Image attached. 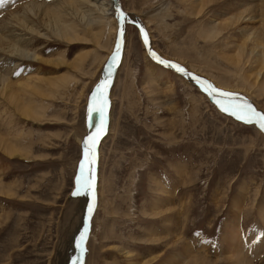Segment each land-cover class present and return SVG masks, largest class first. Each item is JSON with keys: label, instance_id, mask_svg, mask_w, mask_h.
I'll list each match as a JSON object with an SVG mask.
<instances>
[{"label": "rangeland", "instance_id": "rangeland-1", "mask_svg": "<svg viewBox=\"0 0 264 264\" xmlns=\"http://www.w3.org/2000/svg\"><path fill=\"white\" fill-rule=\"evenodd\" d=\"M117 1L126 18L123 47L106 79L97 197L82 264H185V248L192 252L186 264H232L226 256L238 254L234 264H264V132L221 111L165 66L156 67L162 73L155 78L143 38L162 61L189 67L218 91L240 92L237 100L261 114L263 97L252 98L234 65L207 44L183 39L180 0ZM69 16L84 25L76 14ZM40 30L49 34L41 23ZM111 30L107 22L97 43L89 35L87 46L53 37L44 62L33 65L57 81L65 72L78 79L64 89L42 82L44 112L27 118L33 141H21L30 146L27 155L8 160L0 151V264H62L67 255L76 208L82 204L81 218L90 202L91 193L73 194L85 165L79 140L89 136V100L116 51L119 31ZM37 40L48 43L43 36ZM62 52L63 65L45 63ZM174 254L180 258H169Z\"/></svg>", "mask_w": 264, "mask_h": 264}, {"label": "bare ground", "instance_id": "bare-ground-1", "mask_svg": "<svg viewBox=\"0 0 264 264\" xmlns=\"http://www.w3.org/2000/svg\"><path fill=\"white\" fill-rule=\"evenodd\" d=\"M116 1L6 0L0 6V151L1 154H6L9 157L8 160L13 158L22 159L25 154L27 155V148L30 146H25L21 141H33L27 127V118L31 120V116H40L44 112L45 105L39 100V97L44 96L47 90L43 88L42 82L46 81L49 85L54 84L60 86L58 89H64L70 80L75 81L78 79L73 73L65 72L63 76L59 77L61 79L59 82L57 78H52V73L33 67V65H40L44 62L43 53L51 50V43L54 42L52 41L53 37L63 38L68 45H73L75 44L74 41H79L80 44L87 46L90 43L89 35H92L97 43L107 22L112 27V33L117 34V30L119 31L117 44L122 42V49L123 41L120 33L121 29L122 31L124 29L126 18L118 1ZM180 2L184 7L185 22L187 23L183 30V39L188 42L207 44L216 56L234 65L236 75L240 76L244 82L245 90L252 98L253 96H261L264 99V0H180ZM65 4L71 7V9L66 7L70 13L64 11ZM217 8L218 12L213 13ZM120 13H123V18L120 17ZM71 14H76L81 18L84 25L80 26L71 20L69 16ZM226 16L228 17L225 18ZM40 23L46 25L49 29L48 35L46 33L42 34ZM141 30L143 28L140 26ZM38 35L47 39V45L44 46L42 42L40 43L37 40ZM143 40L147 53L151 55V59L155 60V62L149 61L150 71L155 78H159L158 74L162 71L161 68L160 71H157L156 67L162 65L159 62L161 59L149 48L148 39L147 43H145V38ZM228 52L229 54H227ZM65 57V52L55 53L53 59L45 61V63L48 62L55 66L63 65ZM79 60L81 61L82 57ZM165 65H167L165 67L183 77V80L179 79L184 85L197 86L202 91V95L205 93L210 98L209 100L215 102L218 108L221 109L218 101L223 102L224 98L214 92L205 90L208 85L215 89L212 83H206L197 77L196 73L190 72L189 67L184 69L180 66L178 68L182 71H178L177 66L171 65V63ZM67 67L70 68L71 65L68 64ZM77 67L76 64L75 70ZM114 69L112 68L111 73ZM107 73H105V78L101 82L107 79ZM169 75L173 74L168 72L167 76ZM165 84H167V90L170 91L173 86L171 80H167V83L164 82ZM238 93L240 92L235 95L232 93L233 102L243 105L245 102L237 100V98H243ZM90 102L91 100H89ZM252 107L255 109L254 106ZM194 110L195 107L189 104V111L193 112ZM261 112L264 113V104ZM93 119L92 114V133L101 123V118L100 120L96 119V121H93ZM240 122L245 123L242 120ZM252 124L260 129L258 125ZM44 125L42 124L41 127H44ZM82 141L79 140V142L84 143ZM103 141L100 137L96 144V148L98 146L99 148L95 150L97 159L95 158V164L92 167L95 190L91 192L90 199L92 195H95L93 204L95 197H97L98 185L96 172L98 169L96 170V166L100 162L99 152ZM84 163L87 168L88 164L85 162V158ZM1 170L4 169L0 166ZM2 177L0 175V186L3 181ZM10 190L9 187L5 194H9ZM82 210L83 207L80 204L76 208L78 217L74 220V226L70 229L73 236L68 234L67 239H65V242L70 239L68 245L70 247L67 249L68 252L62 264H82V261H85L86 252L83 257L79 251L80 246H78L81 235L84 234L85 239L82 247L85 250V242L88 237V230L85 233L86 214L80 218ZM228 246L230 248L231 245ZM184 251L192 255L188 248H185ZM230 252L236 254L237 251H231L230 248ZM124 254L125 258H129V252ZM189 255L181 256L185 264L187 263L185 261L189 259ZM238 255H227L226 258L231 256L232 264H234V260L237 259ZM169 258L177 260L180 258V254H174ZM237 264H243L242 260L238 261Z\"/></svg>", "mask_w": 264, "mask_h": 264}, {"label": "snow or ice", "instance_id": "snow-or-ice-1", "mask_svg": "<svg viewBox=\"0 0 264 264\" xmlns=\"http://www.w3.org/2000/svg\"><path fill=\"white\" fill-rule=\"evenodd\" d=\"M6 0H0V6L5 3ZM120 17L123 18V13H120ZM143 32V30H141ZM121 37L123 36V31L121 29L120 33ZM145 43H147V37L145 35ZM121 43L118 42L115 54L112 56V64L108 67V77H111V70L112 67L115 66L119 55H120ZM154 55V54H153ZM161 63L167 64L165 61H159ZM171 66V65H168ZM178 71H182L177 67ZM108 87V81H102L99 85H97L96 90L91 96V103L89 106V115L91 116L93 113H99L101 116V123L97 126L94 133H91L84 142V155H85V162L88 164V174L85 175V165L81 164L80 175L77 178V188L76 191L73 193L74 195L80 194H88L93 192L94 185H93V177H92V168L91 165L95 163V148L98 140L105 132L104 126V116L105 111L107 108V98H106V91ZM206 91L214 92L216 95L223 97V102H219L218 104L221 108V111L229 113L230 115L235 116L237 119L244 121L245 123H254L258 125L261 131H264V114L257 112L250 104L246 102L243 105L236 104L233 102V96L230 93L225 92H218L215 89L211 88V85L205 89ZM92 209L89 208V214L91 215ZM87 232V228L85 229V233ZM85 239V235L82 234L80 238V243L78 246L81 247V253H83V241Z\"/></svg>", "mask_w": 264, "mask_h": 264}, {"label": "water", "instance_id": "water-1", "mask_svg": "<svg viewBox=\"0 0 264 264\" xmlns=\"http://www.w3.org/2000/svg\"><path fill=\"white\" fill-rule=\"evenodd\" d=\"M117 2V1H116ZM117 41H118V38H117ZM160 61H162V60H160ZM162 65H164V66H167V65H165V63H161ZM93 93H94V91H93ZM91 103V102H90ZM89 106H90V104H89ZM88 109H89V107H88ZM92 116V115H91ZM91 116L89 115V111L87 110V127H88V132H89V135L92 133V129H91ZM95 150H96V148H95ZM95 164V163H94ZM88 167L89 166H87V168H85V175H87L88 174ZM93 167V165H91V168ZM93 185H94V190H95V184L93 183ZM95 196V195H94ZM94 196L92 195V197H91V199H90V202H89V204H88V206H87V211H86V225H85V229L87 228V230H88V227H89V221H90V219H91V215L89 214V208H91L92 209V212H93V209H94V204H95V202H94V204H93V201H94ZM91 212V213H92ZM79 251H80V254L83 256L84 255V251H83V253H81V247H80V249H79Z\"/></svg>", "mask_w": 264, "mask_h": 264}]
</instances>
